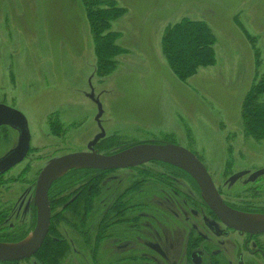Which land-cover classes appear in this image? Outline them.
<instances>
[{"label":"rangeland","instance_id":"1","mask_svg":"<svg viewBox=\"0 0 264 264\" xmlns=\"http://www.w3.org/2000/svg\"><path fill=\"white\" fill-rule=\"evenodd\" d=\"M113 1L122 14L109 21L107 32L119 34L116 45L124 52L98 75L95 37L79 0H0V104L21 110L28 120L34 155L41 158L27 159L28 175L50 155L84 152L92 142L103 155L178 145L210 173L229 145L264 148V135L248 131L256 127H247L246 118L253 117L244 112L249 91V107L264 105V90L256 87L264 76V0ZM181 20L201 22L214 35V63L184 82L171 72L162 48L166 31ZM16 143L15 131L0 130L1 150ZM190 178L168 163L108 173L86 216L53 210V241L61 237L67 245L58 264L179 263L181 232L199 220L192 215L206 212L200 185ZM29 194L25 202L32 201ZM118 202L121 216L114 213ZM19 221L18 232L35 230L27 212ZM102 234V242L96 240Z\"/></svg>","mask_w":264,"mask_h":264},{"label":"flooded vegetation","instance_id":"2","mask_svg":"<svg viewBox=\"0 0 264 264\" xmlns=\"http://www.w3.org/2000/svg\"><path fill=\"white\" fill-rule=\"evenodd\" d=\"M0 107H7L10 110L18 113L25 121V129L28 133V139L26 141L27 149L21 159L16 161L13 165L6 168L5 171H0V243H18L20 238L25 239L30 236L32 232H18L16 229L22 227L20 224V217L22 212L32 216L31 224L33 228H36L37 219H38V211L35 200V192L37 179L45 167V165L53 160V155H50L46 158L39 168L36 171L34 176L29 174V162L27 159H32L35 156L34 152H37L38 149L36 146H32V133L30 130V126L27 118L21 110L15 109L12 106L0 104ZM53 116V111L50 113ZM0 119H2L0 115ZM50 127H53V117L49 120ZM3 128H9L16 132L17 134V143L7 150L0 151V161L5 160L9 157L20 144L21 133L20 130L8 123H1L0 130ZM48 134L52 135L51 132H48L43 137L48 139ZM163 144V143H157ZM95 145V144H94ZM53 148V146H52ZM91 151H95L94 146L91 147ZM90 151L89 147L87 148L88 152ZM97 152V151H95ZM191 152V151H190ZM72 153V152H70ZM68 153V154H70ZM98 153V152H97ZM192 153V152H191ZM225 153L227 155L224 158H220L218 162H216V171L215 173H210L205 163L201 161V159L196 155V158L201 162L207 171L208 175L211 178L213 186L221 200V202L236 216L250 215L255 217H264V148L262 149L260 146H257L253 142H239L237 145H229L226 147ZM113 154V153H112ZM66 155V154H65ZM105 155H108L105 153ZM63 156V155H62ZM36 159H41L40 154L35 156ZM60 157V156H58ZM57 158V157H56ZM261 159V162L258 163V160ZM38 161V160H37ZM22 168L19 167L22 165ZM146 164H163L162 162H148ZM143 164V165H146ZM143 165L125 168V169H117V170H98L101 171V174L96 179L98 183L95 184L98 192L94 194L91 199V204L93 203L94 197L98 196L102 182L104 181V177L111 172L126 170V169H134L139 168ZM19 169V170H18ZM185 172V171H184ZM38 174V175H37ZM186 174V173H184ZM187 175V174H186ZM190 181L194 184V186L198 187L197 183L193 178H190ZM88 183V182H87ZM197 183V184H196ZM53 182L51 183L52 186ZM86 181L78 184L77 191L71 193V195L64 196L66 198L65 205H69L68 211L77 210L76 214H79L78 210L83 206L87 207V212L92 205H88L89 203L84 204L87 201V195L84 193V189L82 190V195L84 197L83 204L74 203L77 199H79V194L81 191H78V188L82 185H85ZM50 186V188H51ZM30 187H32L31 191H29ZM49 188V190H50ZM198 187V190L201 188ZM49 190L47 193V200L49 204L50 211V220H49V229L47 235L50 233V228H53V198L49 196ZM31 193L32 201L25 202L27 197ZM34 197V198H33ZM121 202V201H120ZM120 202H118L117 206H119L120 210L115 211L117 215L121 216L119 213L123 207L120 206ZM205 208L206 212L203 215L194 214L192 216L195 219H199L197 223L189 224L188 228H184L181 232V261L180 264H264V221L263 222H247L242 220L243 224L248 225H256L258 227H233L229 226L225 222H223L209 207L205 198ZM64 205V207H65ZM81 206V207H80ZM63 208V207H62ZM195 211V210H194ZM197 212V211H195ZM88 214V213H87ZM81 215V214H80ZM84 216V215H83ZM81 217L82 219L84 217ZM86 216V215H85ZM115 216V215H113ZM201 217V219H200ZM187 221H185L186 223ZM18 223V224H17ZM113 225V224H112ZM116 226L114 224L112 227ZM101 227V224H100ZM11 228V232H1V229ZM53 231V229H52ZM51 231V238L53 240V232ZM76 231L83 236L84 232L82 230L76 229ZM101 232L104 233V229L101 227ZM4 233V234H3ZM10 236H8V234ZM27 234V235H26ZM57 235V233L55 232ZM46 235V237H47ZM45 237V239H46ZM100 239L96 240L100 241L105 238V235L102 234ZM60 241H62V238ZM44 239V240H45ZM44 242V241H43ZM102 242V241H100ZM158 250V248H156ZM37 252L28 259H36ZM171 259H174L173 255L170 252L167 254ZM121 258V257H119ZM122 259V258H121ZM119 260V259H118ZM21 261L14 262H1L0 264H15ZM123 262V261H122ZM134 262L132 259L128 260V264H132ZM173 262L168 264H179Z\"/></svg>","mask_w":264,"mask_h":264},{"label":"trees","instance_id":"3","mask_svg":"<svg viewBox=\"0 0 264 264\" xmlns=\"http://www.w3.org/2000/svg\"><path fill=\"white\" fill-rule=\"evenodd\" d=\"M79 1L85 11L90 30L95 37L97 73L102 75L112 68L114 64L112 58L114 59V57L124 52L116 45L119 34L107 32L109 21L117 19L122 14V9L116 7V3L113 0ZM163 39L162 48L166 54L171 72L181 82H184L187 77L194 74L199 67L212 65L215 61L213 50L214 35L201 22L193 23L181 20L166 31ZM256 87L264 90V76ZM252 97V92L249 91L244 99L245 107L248 106L244 109L245 115L246 117L249 115L253 117L251 120L246 118L245 124L248 127L252 122L256 128L248 129V131L258 136L264 135V105L254 103L249 107V101H253ZM101 174L103 173L96 169L75 168L57 178L49 190V196L53 198V209L60 208L64 212L68 211L70 204L65 205L66 198L64 196L71 195V193L75 194L78 184L83 181H86V184L78 188L81 193L79 194V199L74 203L83 204L82 190L84 189V193L87 195V201L84 204L89 203L88 205L90 206L92 197L98 192L95 186L98 183L96 178ZM78 212L85 216L87 207H81ZM52 229L50 228V233L36 254L41 264H58L60 258L63 257L67 250V245L64 241L56 243L52 240L50 236ZM52 232L54 236V230Z\"/></svg>","mask_w":264,"mask_h":264},{"label":"water","instance_id":"4","mask_svg":"<svg viewBox=\"0 0 264 264\" xmlns=\"http://www.w3.org/2000/svg\"><path fill=\"white\" fill-rule=\"evenodd\" d=\"M0 115L2 117L0 124L8 123L13 125L21 133L19 147L5 160L0 161V171L3 172L23 157L27 149L26 141L28 139V133L25 129V121L18 113L7 107H0ZM93 145L94 142L88 146L90 149L88 152L66 154L54 158L45 165L37 179L35 192L38 211L36 228L27 244H23V242L15 243L16 245L0 243L1 262H14L28 259L39 250L49 229L50 211L47 200L48 190L51 183L61 176V174L58 175L59 171L71 168H89L108 171L132 168L153 161L168 163L184 170L199 183L207 204L223 222L236 228L245 226L258 227L256 225L243 224L235 213L221 202L204 166L193 153L181 146L167 143L149 144L144 147L128 148L113 154L103 155L91 151Z\"/></svg>","mask_w":264,"mask_h":264},{"label":"bare ground","instance_id":"5","mask_svg":"<svg viewBox=\"0 0 264 264\" xmlns=\"http://www.w3.org/2000/svg\"><path fill=\"white\" fill-rule=\"evenodd\" d=\"M63 171L64 170L59 171L58 172L59 173L58 175H60ZM237 217H239L242 220H245L247 222H252V223H255V222H263L264 221V217H255V216L243 215V214H240ZM30 237L28 238L27 242H23V244H25V243L27 244L29 242ZM23 244H20V245H23ZM9 248H14V247H9Z\"/></svg>","mask_w":264,"mask_h":264}]
</instances>
